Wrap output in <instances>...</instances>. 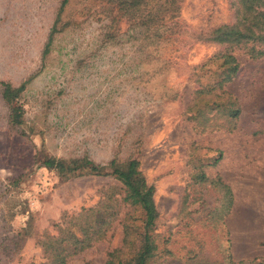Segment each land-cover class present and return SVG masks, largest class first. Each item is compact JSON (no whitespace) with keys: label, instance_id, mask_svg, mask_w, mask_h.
I'll list each match as a JSON object with an SVG mask.
<instances>
[{"label":"rangeland","instance_id":"374dc122","mask_svg":"<svg viewBox=\"0 0 264 264\" xmlns=\"http://www.w3.org/2000/svg\"><path fill=\"white\" fill-rule=\"evenodd\" d=\"M62 2L0 0V82L24 85L19 125L0 85V264L47 262L41 242L70 233L93 237L65 264H105L124 219L142 224L114 175L61 177L45 156L139 162L155 189L152 264L264 262V56L255 39H212L238 2Z\"/></svg>","mask_w":264,"mask_h":264},{"label":"trees","instance_id":"16d2710c","mask_svg":"<svg viewBox=\"0 0 264 264\" xmlns=\"http://www.w3.org/2000/svg\"><path fill=\"white\" fill-rule=\"evenodd\" d=\"M240 5V12L238 16L241 18L234 24L221 25L212 31V39L219 43H245L252 40H257V50L253 48L252 55L264 56V0H236ZM66 0H63L64 4ZM133 5H137L134 3ZM147 23H151L150 17L146 18ZM54 29H51L48 37V42L51 41ZM47 42V45H48ZM47 46L43 54L47 52ZM234 61L227 60L229 64L227 69L223 72L224 80H229L234 75L236 66ZM1 95L9 105L8 120L12 125H19L22 123V108L13 101L22 92L24 85L13 87L10 83L1 81ZM42 165L48 169H55L61 177L79 176L84 172L93 173L97 175L112 174L122 185L124 189L125 201L132 206L139 208L142 218L141 226L136 227L133 223L126 221L123 223V244L119 248L112 249L107 254L105 264H152L157 253L156 235L153 234L155 222L157 219V210L153 201L154 186L148 184L139 170V162L136 159H130L124 163H119L115 159L110 160L107 167L110 172L105 171L106 166L96 164L87 158L70 159L54 158L45 156L41 160ZM86 217L93 215L95 209H88ZM90 213V214H89ZM109 219L110 218H105ZM109 220H102L103 225L99 226L96 235L104 230ZM109 221V222H108ZM87 230H83V235H86ZM93 237L86 235L83 240H78L72 233L64 238L49 239L48 242L42 241L41 245L45 249L50 250L49 260L41 264H65L66 257L70 251L75 249L73 244H79L82 248L89 244ZM73 238V239H72ZM64 243V245H62ZM75 253V252H74ZM241 264H264V262L239 261ZM231 264H233L231 262Z\"/></svg>","mask_w":264,"mask_h":264}]
</instances>
